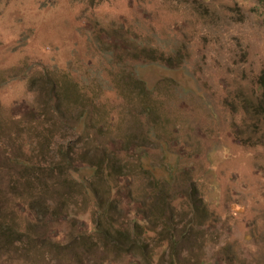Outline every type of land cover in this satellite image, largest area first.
Returning a JSON list of instances; mask_svg holds the SVG:
<instances>
[{
    "label": "rangeland",
    "instance_id": "1",
    "mask_svg": "<svg viewBox=\"0 0 264 264\" xmlns=\"http://www.w3.org/2000/svg\"><path fill=\"white\" fill-rule=\"evenodd\" d=\"M136 42L177 55L181 68L169 72L132 63ZM137 56L143 62L146 53ZM263 68L264 6L259 0H0L3 141L12 144L8 131H15L16 122L17 127L24 122L26 131L43 127L45 119L38 116L45 99L38 97L44 92L34 91L56 87V105L71 114L57 126L48 118L54 143L58 139L65 148H97L100 153L114 145L129 158L126 174L118 180L122 189L115 219L143 213L148 216L145 227L161 229L150 214L165 205L148 209L145 202L150 198L146 190L151 192V183L159 178L172 191L170 198L179 199L171 204L173 212L167 208L165 226L202 223L179 247L181 264H264V133L258 126L248 127L255 124L247 125L242 109L258 98ZM134 70L155 89L143 100L128 94L136 88L135 79L130 80ZM79 102L94 117L82 131L81 108L72 109ZM113 116L118 120L110 125L107 119ZM24 138L34 143L37 133L26 132ZM5 151L0 149V157ZM6 169L1 168L0 181L12 179ZM128 174L131 182L124 181ZM196 193L204 204L199 211L198 204L190 208ZM22 199L10 197V205ZM39 218L31 255L13 254L0 264L146 262L140 253H116L98 238L97 251H73L74 238L90 223L56 215L47 225ZM57 239L67 242L63 249L53 243ZM149 243V251L159 245L156 239Z\"/></svg>",
    "mask_w": 264,
    "mask_h": 264
},
{
    "label": "trees",
    "instance_id": "2",
    "mask_svg": "<svg viewBox=\"0 0 264 264\" xmlns=\"http://www.w3.org/2000/svg\"><path fill=\"white\" fill-rule=\"evenodd\" d=\"M259 2L264 6V0H259ZM150 51L153 53L149 54ZM138 52L146 53L143 62L139 61ZM130 60L132 63H142V66L158 67L169 72L180 69L183 62L177 55L168 56L163 51L156 50L154 52V50L148 49L144 42L141 44L136 42L135 47L130 51ZM121 74L122 76L125 75L122 72ZM131 79H135L136 88L129 90L130 99L133 96H139L143 100L155 90L148 88L147 83L137 71L135 77H130ZM257 85L259 88L258 98L254 103L245 102L242 109L246 116L245 122L247 125L251 122L255 124L248 127L255 128L258 126L261 132L264 133V68L257 78ZM115 90L120 92L122 89L117 87ZM42 91L44 93L41 94ZM34 92L41 94L38 97L40 102L41 99H45L43 113L38 116L45 119L41 123L43 127L34 126L31 121L30 124L34 127H31L30 131H26L29 127L21 129L24 122L20 121L18 127L16 122L14 124L15 131H8L12 144L7 145L2 139L3 128L0 126V149H6L0 157V170L3 166L6 169L7 166L6 170L11 173L12 178L8 182L0 181V261L13 254L21 255L25 251L28 255H31L36 246L35 241L37 238L33 229L40 227L37 226L40 223L39 216H42L41 221L48 225L51 224L54 216L60 215V217L63 216L64 219L70 222L83 221L87 224L90 223L88 228L90 230L84 229L79 236L74 238L73 251L81 250L88 252L87 254L94 252V250L97 251L96 240L98 238L116 253H140L146 260L145 264H181L183 255L179 251V247L202 226V223L201 225H193L190 228L187 226L182 229L167 228L165 226L168 217L166 216L168 213L167 208L173 212L171 204L179 199L173 200V197L170 198L172 191L165 189L163 180L159 178H155L154 182L151 183V192L146 190V194L150 198L145 199V202L149 204L148 209L151 205H165V208L156 206V209L150 214L151 220L156 223V226H161V229L145 227L147 226L148 216L146 218L141 215L143 213H138L139 217H129L122 222L115 219L112 214L113 211L118 209V191L122 189L118 180L123 179L125 176L126 173L123 170L127 168L129 158L123 151L118 149V146L115 147L114 145L107 146L105 152L100 153L97 148H85L84 152L82 150L75 151L76 149L71 145L65 148V145L61 144L58 139H56L57 144L54 143L55 135L49 130L52 124L46 126L48 118L51 117L57 126L60 122H64L69 116L68 114L71 113L70 111L63 112V108L66 107L56 105L57 102L54 100V93L57 92L56 87L49 88L47 85L39 91L35 89ZM97 100L93 105L94 108L98 106L99 99ZM122 100L123 103L126 102L124 96ZM79 103H76L72 109L81 108L79 127L82 131L83 127L93 121L92 118L94 117L91 116L93 114L91 110H89L90 114L87 112L86 106ZM91 105H88V107ZM130 105L133 106L134 104L130 103ZM142 105L141 116L147 106L145 103L142 108ZM25 110H28L25 111L27 115L29 109ZM117 120L118 118L115 116L112 119H107L110 125ZM139 120L141 125H146L142 117ZM6 125L8 127L9 123H6ZM33 131H36L37 139L34 143H31L24 138V135L26 132ZM126 131H130V128H127ZM13 136L15 137L11 138ZM147 138H149L148 134ZM124 162L125 165L121 166ZM126 177V180H124L126 182H131L133 179L130 174ZM48 194L51 196L47 197ZM196 195L198 198L194 202L190 200L192 202L190 208L193 209V203L196 206L198 204L199 207L196 208L199 211L204 204L202 197L197 193ZM10 197L16 199L26 197V199L16 202L18 203L17 206L21 204L22 208L17 209L16 203L15 205L13 203L15 207L10 205ZM79 198L83 200L81 203H85L83 208L79 204ZM16 214H19L17 220L14 218ZM195 215L197 219L200 218L198 213ZM150 239H156L159 243L155 248H151L152 251L148 250ZM53 243L61 249L67 244L61 239H57Z\"/></svg>",
    "mask_w": 264,
    "mask_h": 264
}]
</instances>
